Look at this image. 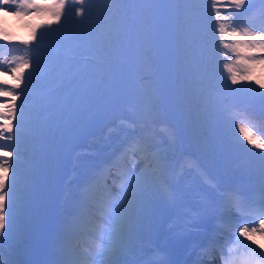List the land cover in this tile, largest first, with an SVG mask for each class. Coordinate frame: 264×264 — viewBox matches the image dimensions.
Wrapping results in <instances>:
<instances>
[{
    "label": "snow or ice",
    "instance_id": "obj_1",
    "mask_svg": "<svg viewBox=\"0 0 264 264\" xmlns=\"http://www.w3.org/2000/svg\"><path fill=\"white\" fill-rule=\"evenodd\" d=\"M127 0H100V10L105 12L106 23L100 29L98 34H90L86 38H80L79 33L72 30V27H78L86 16L91 12L85 4L90 0H52L47 7L52 11L55 21L58 23L68 21L72 25H65L66 31L57 39L67 41L69 44L68 54L59 62L53 63L50 71L54 74L56 87L42 90L39 86L34 88V80L31 72L23 79V88L19 93L12 89L0 88V93L4 96H19V104L8 107V102L3 104V112H0V141L8 142L6 145H0V149L7 146L11 151L4 152L0 150V156L13 157L15 160L11 163L8 159H0V236L5 234L9 228L13 215H19L24 207L28 196L31 193L35 176L36 166L32 163L34 157L30 158L33 142L38 138H45L49 135L56 123L54 116L59 115L63 104L57 107L58 90H75L82 83L86 82L91 76L101 72L115 73L121 67L122 56V35L124 31V21L121 18V5ZM151 3L169 2V0H148ZM183 7L179 5L174 9L176 16L175 34L177 38L174 52L176 62L181 60L188 61L191 57H196L202 64L204 70L199 73L198 88L192 93L193 104L199 108L201 113H207L211 122L216 127L226 128L228 125H235L241 132L246 131L244 123L256 119L247 105L249 101L230 96L229 93L236 91L224 82L222 85L214 81L211 74V61L214 52L227 56V52H220L215 48L216 37L219 34V44L232 52L237 59L231 63H225L224 68L227 80L232 85H236L239 79L245 78L248 71V65L259 61H264V27L257 31H251L253 24L247 19H236L233 17L229 22V17L222 16L218 10L216 0H212L210 9L215 13V23L213 25V39L211 43L204 42L193 49L192 43L184 27V21L187 13L194 9L195 4L192 0H182ZM264 6V0H260ZM0 11L13 10L14 13H23L27 15L29 11H41L43 6L34 2V0H0ZM79 5V6H77ZM238 15L243 16L252 9L248 0H231L229 5ZM259 15L264 17V7L259 10ZM79 18V19H76ZM224 21V22H222ZM231 26V30L229 27ZM33 38L37 44L42 43L39 34L34 33ZM253 52L259 51V55L243 54L246 50ZM81 53H91L85 55V60H95L96 63L91 67L81 66L78 63V57ZM24 68L34 67L37 71L40 68V58L30 65L28 60L22 62ZM20 65H17V69ZM239 78V79H238ZM16 87H20V77H17ZM74 81L76 82L74 84ZM243 87V86H242ZM264 88V84L260 85ZM35 99L28 104L29 95L26 89H33ZM255 91V90H251ZM261 111L259 118L264 121V92L257 93ZM67 99V97L65 98ZM13 119L15 123H13ZM174 138L173 133H169ZM247 143L254 145L258 149H264V140L257 142L247 138ZM240 147L247 149L245 145ZM155 145L149 138L144 136L135 137L124 149L122 155H139L146 160L147 168L151 173L145 171L137 174L133 171H125L122 176V183L119 185V191L115 197L112 196L111 189L108 188L106 179H102V172H97L91 180L85 183L79 197L74 205L73 211L66 221L65 231L71 236L75 231L88 229L94 237L95 256L90 264H118L116 256L119 252L126 249L135 236L136 221L138 219L137 209L150 196L151 179L160 166V153L154 151ZM264 156V152L259 153ZM11 168V176L9 169ZM239 193L228 191L222 194L221 199L225 205L232 206L236 202ZM264 226V220L260 221ZM253 232L264 231L262 228H253ZM247 229H241L240 235L244 236ZM236 243L242 245L254 256L264 260V256L256 252L251 245L243 243L239 238ZM253 243H255L253 241ZM222 264H232L221 249ZM0 264L3 261L0 260ZM249 264V262H245Z\"/></svg>",
    "mask_w": 264,
    "mask_h": 264
},
{
    "label": "rangeland",
    "instance_id": "obj_2",
    "mask_svg": "<svg viewBox=\"0 0 264 264\" xmlns=\"http://www.w3.org/2000/svg\"><path fill=\"white\" fill-rule=\"evenodd\" d=\"M258 2L259 0H248V4L250 5L251 9L254 5H257ZM216 3L218 5V10H221L224 16L229 17V22L233 17L236 19H242V16L235 14V10L229 6L231 0H216ZM0 7L6 6L0 5ZM95 11L97 14H104L100 8H96ZM29 13L36 15L35 20L39 16V11H29ZM27 15L23 13L16 14L11 9L8 11H0V60L7 62L13 57L9 62H7L9 70L32 71L34 88L39 86L42 90H48L56 87L54 74H52L53 79L51 82L47 84L46 78L49 75L48 64L50 62L56 63L62 60L64 56L68 54L69 44L64 40H42L44 43V48H36L33 47L29 42L7 40V37L9 36L14 37V31L10 25L20 21L27 22V19L30 18V16L27 18ZM191 15H197L198 17L196 20L184 22V27L189 37V41L193 45V49H195L197 45L203 44L204 42L211 43L213 39V26L204 20L205 18L201 15L200 11H193L191 12ZM169 22V26L168 20H164L162 22L156 37L158 38L161 45L160 48L162 50V60H164V54L169 56L171 59L170 64L172 65V77L174 78L173 81H170V78L166 73L165 75H161L159 78H157L159 82L161 81V83H158L155 80L153 73L140 76L137 71H133L134 73H128L127 71L129 69L124 71L120 70V72H118V69L115 73H98L96 75L102 74L104 78L109 80L106 82V84H103L102 89L100 86L98 87V85H93L95 90L100 89L99 93H97L95 97L97 98L98 102H100L99 98H102L104 100L102 102L104 106H102V108H95L94 103L97 101L95 98H93L91 99V102L93 103L92 107L89 104L83 103L78 107L73 106L70 108L72 109L73 113L82 117V121H86V119L91 118V116H88L89 110L96 109V113H99L101 110L104 111V114H100V119H98L93 124L92 129H90L91 127H86L81 130V132L84 134L82 141L74 144L73 146H63L60 143L58 137V130L53 127L49 135H47L45 138H38L33 142L31 152L28 153V155L30 158L34 157L32 163L36 166L35 181L31 189V193L26 200L23 211L19 215H13L10 228L8 230L10 235L12 233H14V235H20L19 241L17 240L14 242V246L17 247L18 251H20L19 246L22 245L21 250L23 252H32L30 254H35L36 249H38L45 241L48 227H50V230H52L60 223L59 219L53 218L52 216V212L55 207V203H53L52 199H55L60 195L62 186L66 181V175L69 174L70 171H83V167L85 165L88 166V162H90L92 158L96 157V153H92L95 148L89 149L88 146L93 144L96 147L97 144L95 143L94 139L97 140L99 137L104 135L102 131H107L109 127H115V124L125 127L122 125L123 120H127L126 124H128L130 128L136 127L138 130L141 129V132L152 136L153 139L154 136L158 135L159 139L163 142L162 145L164 146V152L172 154L173 160L179 138L177 132L178 134L180 133V138L182 141L181 146L183 145V149L197 154V156L200 157L205 163H210V166H208V170L210 171H207L206 173L203 187L207 186L218 189L223 186V183L226 182L225 177L231 179H237L239 177L242 179H249L252 174L256 172L254 171L256 168L250 169L243 161L246 157H248L246 150L241 149L240 147L244 141V132L242 134L240 129L235 127V125H228L226 128L216 127L211 122V118L208 116V114L201 113L199 108L193 104L192 93H194V91L199 86L197 83L198 79H200L199 73L203 72L204 68L196 57H191L188 61L181 60L179 63L176 62V54L172 53V50L175 49L177 43L175 34V16L170 17ZM101 28H103V26H98L91 30L92 32H87L80 38H86L90 34H98ZM229 30H231V26L229 27ZM156 37L155 40H157ZM127 42V36L123 32L122 48L127 44ZM152 45V42H150L149 46ZM58 47L62 48L61 56H59L58 52L54 53ZM243 54H253V51L249 49L242 53V55ZM85 55H91V53H81L78 58L84 57ZM37 57L40 58V68L38 71L31 66L28 68L23 67L22 62L24 60H28L31 65ZM23 58L25 59L22 60ZM236 59L237 57L230 51L226 57H223L220 60L213 56L210 65L213 80L220 82L221 85L226 82L230 88L235 89L236 91L229 93V95L234 96L235 94L249 101L247 107H249L250 110L256 114L255 108H257L259 112L261 111L257 93L264 92V88L260 87L261 84H264L262 79L264 78V61L249 64L250 67L247 66L248 71L245 73V78H238V84L232 85L231 81L227 80L228 73L224 68V64L231 63ZM88 61L90 63L85 65L89 67L96 63L94 59ZM17 65H20L19 69H17ZM253 66H255V68H253ZM261 66L262 68H260ZM190 68H192V70H190ZM4 72L5 71H3V73ZM20 75H23V77ZM20 75L19 77L24 79V77L27 76V73H22ZM252 81H255V84L257 85L256 87H253L254 85ZM19 82L21 83V86L19 87V90L21 91V87L23 88V80H20ZM102 83L103 82H101V84ZM34 88L25 90L30 93L29 101L27 102L28 104H31L35 99V96L32 94ZM165 90L167 91V96L164 97L163 91ZM13 91H15V89H13ZM57 95L59 100L65 99L67 97V95L63 94L62 89L58 90ZM0 97V105L13 98V96ZM166 102L170 103L172 107V115L177 130H175L172 126L170 127L167 123L161 122L165 119L164 105ZM251 105L254 107H250ZM0 110L3 112L4 108L0 107ZM119 130L122 131V134L127 132L125 130H121L120 128ZM108 131L111 132L112 129ZM215 132L220 134L219 138L216 137ZM169 133H173L174 138L170 136ZM92 134L96 135H93L89 140H87ZM221 140L226 143L229 153L223 159L222 156H218L216 151L218 157L216 160H214L210 156L211 149L209 150V144L216 145L217 143H221ZM98 141L100 140L98 139ZM121 142L122 140L119 139L118 143ZM81 145H83L81 151H88L92 154L86 155L85 157H78L76 164L73 165L71 163L70 157L75 155V151L78 152V148ZM59 149L62 151V154L59 153ZM11 150L12 149L8 151ZM158 150L155 149V151ZM5 152H7V150H5ZM137 159V161L141 160L138 157ZM57 160L59 162L58 166L62 168V171L59 175V180L56 182L54 171L51 169V164ZM173 160L171 166L173 164ZM141 162L136 168L133 169L136 170L139 167L138 174H140L141 168L144 167L140 166L142 164ZM144 168L147 167L145 166ZM84 170H86V168H84ZM11 171L12 170L10 169L9 176H11ZM187 174L186 177H188ZM198 177L200 176L197 175L196 172L192 171V176L189 177V180L193 181L194 183L191 182L190 187L195 184H199L200 180ZM164 181L166 182V186L168 188L174 183L168 179V172H164L160 163L155 175L152 176L150 192L155 191V193L161 196V198H157L153 203L147 198L141 207L137 209L138 212H141L142 209H151L158 215L155 216V218L150 217L149 214L152 211H147L145 213V223L148 221L154 226L158 225V223H162V221L166 220L168 216L161 218L159 214L166 212L168 208L171 210L173 208V200L168 197L167 192H165L164 188L159 185L160 182ZM248 186L251 187V183H248ZM188 190L192 192V190L195 189L189 188ZM244 190L248 189H237L235 192L240 194ZM193 193L196 192L193 191L191 194ZM191 194L186 195L185 193L183 194L182 191V193H180L181 198L179 197V200H185L184 198L186 197V200L190 202L191 207L193 208L191 210V215H195L198 211L204 210L206 217L209 219L212 209L218 205H216V203H209V201L202 202L201 198L193 199L190 197ZM153 195L154 194L151 196ZM209 195L211 196V191L209 192ZM50 196L51 198H49ZM196 196H201V193L197 194ZM194 200L201 202V204H193ZM184 209L185 208H183V210ZM63 217L65 219V215H63ZM62 221L64 220L61 219V223ZM234 222L235 221H230L229 224L232 225ZM35 226H37V231L33 232L32 228ZM226 227L228 226L225 223L219 227V230H221L223 233L221 234L222 236H224V233L228 232L225 229ZM239 227L240 226L235 225V229H239ZM140 235H144V233L138 231L136 237ZM137 240L140 241L139 239ZM26 245H29L28 248H25ZM220 247L222 250H224L223 244H221ZM24 249H28V251H25ZM243 250L244 251H242L240 254V257L242 256V261L245 260L247 255L252 254L249 249L245 248ZM256 260L260 262L259 264H264V260H261L260 258L258 259V257Z\"/></svg>",
    "mask_w": 264,
    "mask_h": 264
},
{
    "label": "bare ground",
    "instance_id": "obj_3",
    "mask_svg": "<svg viewBox=\"0 0 264 264\" xmlns=\"http://www.w3.org/2000/svg\"><path fill=\"white\" fill-rule=\"evenodd\" d=\"M260 18L261 19L258 21V24L256 25L257 30L264 27V17H260ZM253 68H255V66H253ZM260 68H262V66ZM5 74H6V71L4 73L0 74V78H3L4 80H6V78L4 77ZM20 76L23 77V75H20ZM262 79L264 82V78H262ZM252 82L254 85L253 87H256L257 85L255 84V81H252ZM256 117H257L256 119H253V120H250V121H247L244 123V127L246 129V131H244V135H246L247 138H250V139H253L257 142H260L261 141L260 137H263V140H264V132H263L264 131V121H262L259 118V114H257ZM0 123H2V122L0 121ZM247 125H250L252 127V129H249ZM110 129H112L111 132L108 131ZM108 130L104 134L112 133V134H114L113 138H107V137L101 136L98 138L100 141H98V139L97 140L94 139L96 144L98 142L100 144L102 139H109V140L103 141V145L106 147H111L113 144L118 143L119 139H121L122 141L128 140V142L132 141L135 137H138V136L147 137V138H149V140L153 139L152 136H149L144 132H140L137 129H131L130 131H127L125 134H122V131H120L119 127H116V126L111 127V128L109 127ZM246 137L244 138V141L242 142V144L245 145L247 149H250V151H246L248 154V157H246L245 160H243V161L245 163H247L251 169L257 167V168H260L263 170L264 169V156H261L259 153L264 152V149H258L254 145L248 144ZM7 143L8 142L0 141V145H6ZM88 148L89 149L95 148V146L93 144H91L90 146H88ZM10 149H12V148L5 146L0 150L5 152V150L8 151ZM159 149H160V147H159ZM241 149H244V148L241 147ZM5 158L6 157L0 156V159H5ZM128 158H132V157H128ZM6 159H8L10 163L12 161H14L10 157H7ZM181 159L184 161L187 159V157L184 156ZM185 162H187V161H185ZM141 163L142 164L140 166L145 167L148 162L142 161ZM10 169H9V172H10ZM120 169L123 171V173L125 171H132L127 167V165L123 161L120 164ZM138 170H139V167L134 171L138 174L139 173ZM227 181L230 182V181H232V179H229ZM236 182H238V180H233L231 182V185H234V183H236ZM200 189H203V188L199 186L198 190H200ZM168 191L169 192H175V188H171ZM225 192H226V190L224 188L218 189V193H221V196H222V193H225ZM154 195H155V193H154ZM178 195H179V189L176 190L175 196H174V204H175L174 211H175V213L173 215V217L176 218L177 225L179 226V223H178L179 218L187 217V213H183L180 210V207L183 205L182 204L183 202L179 201V198L177 199ZM66 210L67 209H65V208L58 209V211H60V213H64V214H65ZM187 211H189V208H187ZM54 213H55V208H54ZM234 214H235L234 211H229L227 218L230 219V218L236 216ZM66 216L69 218L70 215H66ZM198 217H199L198 218L199 222H201V223H204V221L206 220V215L200 214V216L198 215ZM60 218H61V216H60ZM260 218H263L261 220H264V215H262ZM237 222L240 224L241 229L245 228V223H243L241 220H238ZM171 224H173V222H171ZM259 225H260V223H259ZM259 225L258 224H252V227L264 229V226L260 225L261 226L260 227ZM140 228L143 229L144 227L141 226ZM174 228L175 227H168V228L164 229V231L160 230V233H159V235H163L164 239H166L165 241L161 240V242H165L167 244V248L164 251V256L167 259L170 257V255H174V254H171V252L173 250H176V251H174L176 254L179 253L178 252L179 246H178L177 241L183 238V234L185 232H187V233L190 232V229L188 230L185 226L182 227L179 230V232L175 231ZM241 229L232 231V233L230 234V237H226L224 239V243H226L224 256L229 261H233V260L237 261L239 259V254L245 248L242 245L236 243L237 238H239L240 241H243V243L251 245V247L256 249V251L258 253H260L261 256H264V231L253 232L249 228H246L247 229L246 234L244 236H241L240 235ZM56 232H57L58 236L56 237V240H55L50 235V228L47 230L46 236H45V241L43 242V244L38 249H36L35 254H21V252L18 251L17 247L8 246L5 243L6 237L3 236L2 238H0V260L3 261V264H32V263L33 264H90V261L93 258H90V259L84 258L83 260H80L79 262L77 261V263L72 262L69 259V256H68L69 251H68V247H67V241L70 240V238L67 237L66 231H64L62 229V225L57 226ZM146 233H148L149 235L151 233L154 234L155 228L148 227L146 229ZM11 236H12V239L15 240V242H16L19 239L20 235L19 234L14 235V233H12ZM2 240L4 242V246L6 245L8 248L3 247ZM253 241L255 243H253ZM185 242L186 241H182L181 242L182 246H180V247H185L184 246ZM182 243H184V244H182ZM131 245L132 244L130 243V245L126 249L130 248ZM180 251H182V250H180ZM232 256H236V259H232ZM125 257H126V259H128L127 255H125ZM214 263L215 264H222L221 255H220V258L217 259V261H215ZM255 263H258V261H255L253 264H255ZM164 264H169V263H164Z\"/></svg>",
    "mask_w": 264,
    "mask_h": 264
},
{
    "label": "trees",
    "instance_id": "obj_4",
    "mask_svg": "<svg viewBox=\"0 0 264 264\" xmlns=\"http://www.w3.org/2000/svg\"><path fill=\"white\" fill-rule=\"evenodd\" d=\"M122 9V8H121ZM135 15L134 14H132V13H125L124 12V9H122V11H121V18L122 19H124V20H126V21H129V22H134V20H135ZM156 18H157V16H156ZM154 62V61H153Z\"/></svg>",
    "mask_w": 264,
    "mask_h": 264
}]
</instances>
